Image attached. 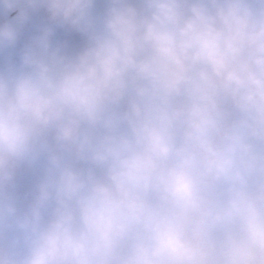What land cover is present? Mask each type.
Returning a JSON list of instances; mask_svg holds the SVG:
<instances>
[{
	"label": "clouds",
	"instance_id": "9594fccd",
	"mask_svg": "<svg viewBox=\"0 0 264 264\" xmlns=\"http://www.w3.org/2000/svg\"><path fill=\"white\" fill-rule=\"evenodd\" d=\"M0 264H264V0H0Z\"/></svg>",
	"mask_w": 264,
	"mask_h": 264
}]
</instances>
